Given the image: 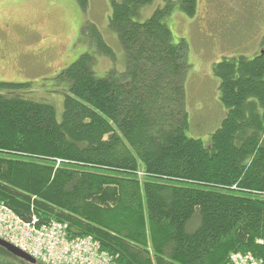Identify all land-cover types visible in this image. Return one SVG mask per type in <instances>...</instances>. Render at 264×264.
I'll return each mask as SVG.
<instances>
[{
  "label": "trees",
  "instance_id": "16d2710c",
  "mask_svg": "<svg viewBox=\"0 0 264 264\" xmlns=\"http://www.w3.org/2000/svg\"><path fill=\"white\" fill-rule=\"evenodd\" d=\"M82 12L89 0H76ZM126 70L98 77L93 53L61 70L59 119L29 83H0V204L29 222L69 225L120 264H228L264 253V37L260 52L213 66L227 112L207 142L188 136L189 45L167 1L108 0ZM199 0H178L195 16ZM84 13V12H83ZM95 53L116 60L98 26ZM0 264H28L0 247Z\"/></svg>",
  "mask_w": 264,
  "mask_h": 264
},
{
  "label": "rangeland",
  "instance_id": "374dc122",
  "mask_svg": "<svg viewBox=\"0 0 264 264\" xmlns=\"http://www.w3.org/2000/svg\"><path fill=\"white\" fill-rule=\"evenodd\" d=\"M167 1H176L167 19L174 41L184 39L189 45L188 136L207 142L227 112L213 66L223 58L252 59L260 52L264 0H199L192 18L178 8V0H156L142 9L141 20L149 19ZM89 4L83 13L76 0H0V83H29L31 96L52 104L61 119L65 88L58 76L79 56L93 53L92 67L98 77L112 69L125 71L124 50L109 25V1L89 0ZM86 23L98 26L115 52L114 62L95 53L92 38L84 36Z\"/></svg>",
  "mask_w": 264,
  "mask_h": 264
},
{
  "label": "built area",
  "instance_id": "2783aa9c",
  "mask_svg": "<svg viewBox=\"0 0 264 264\" xmlns=\"http://www.w3.org/2000/svg\"><path fill=\"white\" fill-rule=\"evenodd\" d=\"M0 238L44 264H118L91 238L68 235L67 225H37L35 218L26 222L4 205H0ZM231 260L232 264H264V257L255 259L250 254L238 253Z\"/></svg>",
  "mask_w": 264,
  "mask_h": 264
},
{
  "label": "water",
  "instance_id": "95a60500",
  "mask_svg": "<svg viewBox=\"0 0 264 264\" xmlns=\"http://www.w3.org/2000/svg\"><path fill=\"white\" fill-rule=\"evenodd\" d=\"M0 247L4 248L6 251H9L12 255H14L17 258L23 259L28 263L36 264V260L33 258H29L26 254H24L21 250H18L17 248H14L9 243L0 240Z\"/></svg>",
  "mask_w": 264,
  "mask_h": 264
},
{
  "label": "flooded vegetation",
  "instance_id": "af4514ba",
  "mask_svg": "<svg viewBox=\"0 0 264 264\" xmlns=\"http://www.w3.org/2000/svg\"><path fill=\"white\" fill-rule=\"evenodd\" d=\"M38 264V263H37Z\"/></svg>",
  "mask_w": 264,
  "mask_h": 264
}]
</instances>
